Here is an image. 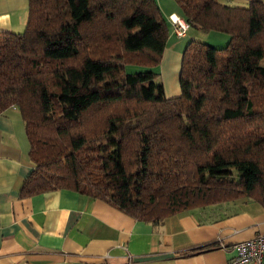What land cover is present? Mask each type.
<instances>
[{
    "label": "trees",
    "instance_id": "obj_1",
    "mask_svg": "<svg viewBox=\"0 0 264 264\" xmlns=\"http://www.w3.org/2000/svg\"><path fill=\"white\" fill-rule=\"evenodd\" d=\"M173 1L229 41H189L171 99L157 73L127 72L162 60L155 0H28L24 32L0 33V114L19 110L34 164L21 198L69 190L153 226L241 200L264 209V0Z\"/></svg>",
    "mask_w": 264,
    "mask_h": 264
},
{
    "label": "crops",
    "instance_id": "obj_2",
    "mask_svg": "<svg viewBox=\"0 0 264 264\" xmlns=\"http://www.w3.org/2000/svg\"><path fill=\"white\" fill-rule=\"evenodd\" d=\"M155 1L169 27L171 16L183 19L173 0ZM251 1L220 0L235 7ZM28 6L0 0V33L22 34ZM181 50L167 41L162 60L173 71ZM29 151L19 110L0 114V264H228L235 244L264 235V209L253 201L195 209L153 226L69 190L21 198L34 169ZM203 246L210 249L193 253Z\"/></svg>",
    "mask_w": 264,
    "mask_h": 264
},
{
    "label": "rangeland",
    "instance_id": "obj_3",
    "mask_svg": "<svg viewBox=\"0 0 264 264\" xmlns=\"http://www.w3.org/2000/svg\"><path fill=\"white\" fill-rule=\"evenodd\" d=\"M168 22L169 21H167V25H168ZM168 28H169L168 45H171L172 47L174 45L178 49L182 48L181 52H183L186 44L189 41L201 42V43L207 44L211 47L218 48V49L226 47V45L229 41V37L225 34L216 33V32L203 33V32L197 31L193 28L190 31H188L187 35L184 38H177L173 34V29L169 26H168ZM179 46H180V48H179ZM262 65H264V61H263ZM170 67L174 68L175 65L172 64L170 66L169 63L167 64L163 60H161L160 64L155 65V66H149L147 68L141 67V68L137 69L136 66L128 65L127 66V72L132 73L134 71H138V70H142V69H149V70L157 73L158 74L157 82L161 83L163 85L166 98L171 99V98H175V97L180 96V87H179L180 64H179V69L177 68V70H175V71L170 69Z\"/></svg>",
    "mask_w": 264,
    "mask_h": 264
},
{
    "label": "built area",
    "instance_id": "obj_4",
    "mask_svg": "<svg viewBox=\"0 0 264 264\" xmlns=\"http://www.w3.org/2000/svg\"><path fill=\"white\" fill-rule=\"evenodd\" d=\"M173 34L183 38L190 30V25L180 17L169 18ZM234 255L228 264H264V235H258L233 246Z\"/></svg>",
    "mask_w": 264,
    "mask_h": 264
}]
</instances>
